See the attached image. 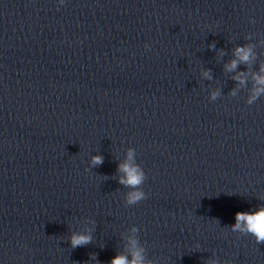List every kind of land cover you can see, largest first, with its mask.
I'll return each mask as SVG.
<instances>
[{
	"label": "water",
	"instance_id": "1",
	"mask_svg": "<svg viewBox=\"0 0 264 264\" xmlns=\"http://www.w3.org/2000/svg\"><path fill=\"white\" fill-rule=\"evenodd\" d=\"M258 77L264 0H0V264H264Z\"/></svg>",
	"mask_w": 264,
	"mask_h": 264
},
{
	"label": "clouds",
	"instance_id": "2",
	"mask_svg": "<svg viewBox=\"0 0 264 264\" xmlns=\"http://www.w3.org/2000/svg\"><path fill=\"white\" fill-rule=\"evenodd\" d=\"M249 49L238 48L237 55L241 61H247L249 58ZM231 68L236 67V61H233L229 66ZM257 82L264 84V77H258ZM258 92L260 90H257ZM131 152H129V160H131ZM102 163V157H93V164ZM119 170L125 174L121 177L120 183L131 186L135 188L143 181V174L139 169L130 164L124 163L119 166ZM144 193L140 191H133L128 194L129 202H135L141 199ZM236 224L234 225V230H240L246 233H251L255 236L257 243H264V208H260L254 213L238 212L235 216ZM90 240L89 236L86 235H73L72 246L76 247L88 243ZM135 244V241L132 242ZM111 264H143V259L139 251L133 253V259L131 261L127 260L124 256H117L112 261Z\"/></svg>",
	"mask_w": 264,
	"mask_h": 264
}]
</instances>
